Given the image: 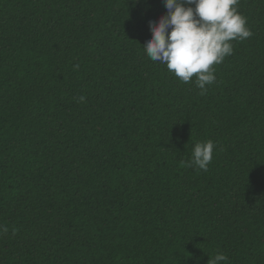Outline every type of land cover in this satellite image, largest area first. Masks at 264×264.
Returning <instances> with one entry per match:
<instances>
[{
  "label": "trees",
  "instance_id": "1",
  "mask_svg": "<svg viewBox=\"0 0 264 264\" xmlns=\"http://www.w3.org/2000/svg\"><path fill=\"white\" fill-rule=\"evenodd\" d=\"M237 7L202 96L142 48L163 0H0V264H264V0Z\"/></svg>",
  "mask_w": 264,
  "mask_h": 264
},
{
  "label": "clouds",
  "instance_id": "2",
  "mask_svg": "<svg viewBox=\"0 0 264 264\" xmlns=\"http://www.w3.org/2000/svg\"><path fill=\"white\" fill-rule=\"evenodd\" d=\"M166 11L158 21H149L152 33L142 46L153 62L166 66L180 82L195 86L206 95L216 81L214 65L233 54V41H244L252 35L247 20L239 11V0H163ZM81 102L84 96L79 98ZM215 144L212 140L194 145L191 158L181 161L183 167L208 171ZM0 231L8 228L0 225ZM228 257L217 253L208 264H227Z\"/></svg>",
  "mask_w": 264,
  "mask_h": 264
}]
</instances>
